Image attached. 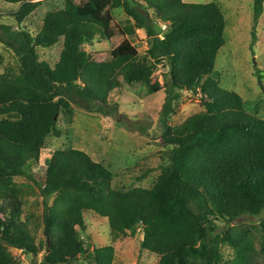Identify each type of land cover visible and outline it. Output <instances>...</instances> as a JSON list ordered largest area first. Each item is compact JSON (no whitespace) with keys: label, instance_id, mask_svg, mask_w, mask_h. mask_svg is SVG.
Instances as JSON below:
<instances>
[{"label":"trees","instance_id":"trees-1","mask_svg":"<svg viewBox=\"0 0 264 264\" xmlns=\"http://www.w3.org/2000/svg\"><path fill=\"white\" fill-rule=\"evenodd\" d=\"M44 1L0 0L17 7L11 16L20 25ZM263 4L254 0L255 23ZM115 10L127 19L117 22ZM0 30V43L18 61L16 73L0 78V264H17L8 247L42 254L40 264H76L81 258L114 264V246L89 250L80 237L91 213L123 236L140 233L141 249L158 256V264H264L255 248L258 227L234 225L264 212V120L217 78L216 61L226 44L219 4L65 0L62 8L45 13L35 35L3 24ZM139 30L148 40L144 54L133 44ZM97 36L112 45L103 56L83 50ZM58 45L54 66L40 58L39 48ZM161 64L168 68L164 84L153 79ZM258 81L264 95L262 76ZM123 84L140 85L148 95L166 94L161 139L169 148L168 163L152 188H114V173L75 148L54 150L39 183L28 163L38 160L49 137H61L59 117L72 116L73 107L110 115V96ZM183 91L201 93L203 111L171 126ZM18 178L35 183L43 199L45 240L39 243L23 219ZM224 248L234 252L232 259Z\"/></svg>","mask_w":264,"mask_h":264},{"label":"rangeland","instance_id":"rangeland-1","mask_svg":"<svg viewBox=\"0 0 264 264\" xmlns=\"http://www.w3.org/2000/svg\"><path fill=\"white\" fill-rule=\"evenodd\" d=\"M65 0H47L41 3L38 10L21 25L11 16L17 7L0 2V24L13 30L26 29L35 35L42 18L49 10L62 8ZM185 3L207 4L215 2L223 10L226 20V44L219 52L215 72L221 87L239 94L246 103V110L257 114L264 120V95L259 86L258 75L262 76L264 85V11L257 23L254 20V0H183ZM264 6V4H263ZM115 20L122 23L127 16L122 10H115ZM161 31L166 25L159 24ZM1 32V30H0ZM254 34L256 41H254ZM139 52L144 54L148 49V40L144 31H137L133 40ZM112 48L111 42L97 36L92 45H85L83 50L93 55L103 56ZM42 60L50 65L59 59L60 46L52 49H38ZM18 71V61L14 53L0 43V78ZM168 68L158 66L153 79L164 84L167 80ZM166 94L161 91L148 95L140 85L123 84L112 92L109 106L106 110L110 115L92 113L73 107L72 116L61 115L58 129L62 131L60 138H48L37 161L28 163V170L42 184L45 178V161L56 149L75 148L89 154L95 161L104 163L115 175L113 187L128 190L135 187L152 188L161 167L168 163L169 148L161 139V112ZM202 94L189 91L182 92V98L177 103L171 126L182 124L188 117L203 111ZM150 170L144 179L139 177ZM17 182L24 195L23 219H28L37 243L44 241L42 214L43 199L35 183L18 178ZM51 204L52 201H49ZM264 223V212L259 217L246 216L234 225L258 227L254 230L255 248L258 258L264 261V233L261 225ZM225 227L219 225V231ZM3 236H6L4 234ZM80 237L89 250L95 247L112 245L116 255L114 264H158V256L144 251L140 247L142 235L135 237L123 236L111 230L107 219L95 214L85 215V230ZM17 264H40L42 254L34 256L25 254L18 249L8 247ZM224 255L232 259L234 252L224 248ZM76 264H86L81 258Z\"/></svg>","mask_w":264,"mask_h":264}]
</instances>
